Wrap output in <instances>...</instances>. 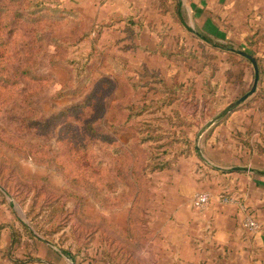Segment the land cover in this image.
I'll return each instance as SVG.
<instances>
[{
	"label": "rangeland",
	"instance_id": "1",
	"mask_svg": "<svg viewBox=\"0 0 264 264\" xmlns=\"http://www.w3.org/2000/svg\"><path fill=\"white\" fill-rule=\"evenodd\" d=\"M31 1L0 0V225L25 236L22 260L37 258L24 225L75 264H193L161 221L196 191L231 199L232 167L264 184V0H180L193 32L168 0ZM197 34L256 59L241 104L252 64ZM241 176L261 229L224 263L264 264V188Z\"/></svg>",
	"mask_w": 264,
	"mask_h": 264
},
{
	"label": "crops",
	"instance_id": "2",
	"mask_svg": "<svg viewBox=\"0 0 264 264\" xmlns=\"http://www.w3.org/2000/svg\"><path fill=\"white\" fill-rule=\"evenodd\" d=\"M54 1L64 2L70 6L75 5L79 2H83L82 4H85L87 9L97 11L99 14H105L106 11H110L109 13L112 14L118 6L125 7V4L123 3L125 0ZM178 1L180 2V5L182 7L181 1ZM153 9L154 4L152 5V10ZM226 173H230V175H238L236 176V179L229 181V183L233 184V187L234 185L237 186V188L235 187L232 190V192L230 193L231 195L229 196L232 202L224 203L220 200V196L218 199L217 196H212L209 193L211 196L209 204L205 208L199 210L192 205L194 196L202 192L196 191L189 194V196L187 197L189 199L187 200V203L184 204V206H178L177 208H175L172 214L173 217H169L168 219L170 220V224L167 223L168 220L167 222L161 221L160 223V225L162 224L164 229L168 228L169 225H176L175 234H179L180 227L181 225L183 226L182 231L184 230V238L192 241L190 256H192L193 264H225L224 258L227 257V255L230 256L232 254L231 252H233L234 247H237V245L240 247V244L244 243L248 244V239L245 238L248 232L250 234L256 235L260 232L261 228L254 216L249 213L248 215H244L243 213L244 211L246 212V210H248L247 207L250 204L252 205V199L250 201L244 192L238 191L241 190V187L240 189H238V186L242 181L246 183V178H244V176H241L243 173L247 175V179L250 178L249 175H252V178L250 180L253 181L255 187L258 189L264 188L263 182H261L260 180H256L257 178L255 177V179L253 177V174L255 173L254 170L253 172L226 171ZM254 175L259 174L256 173ZM262 176H264V173L262 174ZM221 196L227 197L226 195ZM241 205L244 207V209L241 208ZM181 215L183 216L182 219L180 218ZM246 216H250L255 220L258 227L255 232L251 233V231H249L245 227L244 219ZM189 229L191 231H189ZM30 240L36 243V251H31L29 255L33 257L35 256L37 258H27L25 260H22L24 258L21 257H24L23 255L26 254L23 248L25 236L13 235V230L11 229V231H9L8 225H0V264H75L74 258L67 254L65 251L63 252L66 256H62L56 250V248L49 246L48 244L43 242V240ZM18 253L20 254V258H18Z\"/></svg>",
	"mask_w": 264,
	"mask_h": 264
},
{
	"label": "trees",
	"instance_id": "3",
	"mask_svg": "<svg viewBox=\"0 0 264 264\" xmlns=\"http://www.w3.org/2000/svg\"><path fill=\"white\" fill-rule=\"evenodd\" d=\"M11 1H14V0H11ZM28 1V5L32 6L33 7V4H32V1L31 0H27ZM167 0H162V2H166ZM172 1L174 2V12H173V16H174V19L188 32H193L186 24L185 20H184V17H183V14H182V11H181V5H180V2L178 0H168V2L172 3ZM40 3V2H39ZM30 6V7H31ZM39 6V5H37ZM197 38H199L201 41L209 44L210 46H212L213 48L215 49H224V50H228L229 52V55L232 56V57H235L237 60H236V63H246V64H249V60H247L245 57L237 54V53H234L231 50V48H226L225 46H222L218 43H215V42H212L211 40H209L207 37L201 35V34H197ZM3 55V54H2ZM1 55V56H2ZM1 59V57H0ZM256 60V59H255ZM257 62V61H256ZM26 73V71L24 72ZM258 73L260 74L261 73V69H260V66H258ZM163 89L160 90L161 93H166L168 91L171 90L173 96L170 98V100H166V98H163V103L165 104H170L171 102L173 101H176V99L174 98V94H175V90L176 88L172 89L170 86H168L165 82H162V86ZM225 115V113H222L221 116ZM51 122V119L49 120V123ZM145 133V136H142L140 138V143H145V142H158L160 139H161V135H154L152 133H149L147 130L145 129H141L139 130V134H143ZM185 144L187 145L188 144V141L185 142ZM169 152L166 151L165 154H168ZM178 155H182V152L179 153ZM165 164H163V166H160V167H153V169H158V170H163L165 168H167L168 164L170 163L169 161H166L164 162ZM120 175V174H118ZM22 227L24 228V230L26 231V233L29 235L28 237H30L29 239H34L36 241H41L39 238H36L35 236L32 235L31 232H29L24 225H22ZM59 228H54L51 232H56ZM13 235H18V232H13ZM47 240V239H46Z\"/></svg>",
	"mask_w": 264,
	"mask_h": 264
},
{
	"label": "water",
	"instance_id": "4",
	"mask_svg": "<svg viewBox=\"0 0 264 264\" xmlns=\"http://www.w3.org/2000/svg\"><path fill=\"white\" fill-rule=\"evenodd\" d=\"M231 51L234 52V53H237V54L245 57L247 60H249V62L252 64L253 69H254V82H253V86H252L251 90L248 93L244 94L242 97H240L236 102H234V104L231 105V107H232V106L241 104L250 95H252V93L255 91V87H256V84H257V81H258V75H259V73H258V65H257V62H256V60H255V58L253 56H251L250 54H248L246 52H243V51H238V50H234V49H231ZM225 171H248V172H253V169H248V168H244V167H233V168H230V169L225 170ZM30 230H31V228H30ZM38 238L41 239V240H43V242H45L49 246H51L53 248H56L55 245L52 242H50L48 240H45V239H42L40 237H38ZM56 250L62 256H66L65 253L62 250H58L57 248H56Z\"/></svg>",
	"mask_w": 264,
	"mask_h": 264
},
{
	"label": "built area",
	"instance_id": "5",
	"mask_svg": "<svg viewBox=\"0 0 264 264\" xmlns=\"http://www.w3.org/2000/svg\"><path fill=\"white\" fill-rule=\"evenodd\" d=\"M210 198H211V196L207 192L198 193L194 196V198L192 200V205L196 209L201 210L209 204ZM220 200L224 203L232 202L231 199H229L227 197H223V196H220ZM241 208L244 209V207L242 205H241ZM244 225L251 232H255L258 228L255 220L250 216H246V218L244 219Z\"/></svg>",
	"mask_w": 264,
	"mask_h": 264
}]
</instances>
